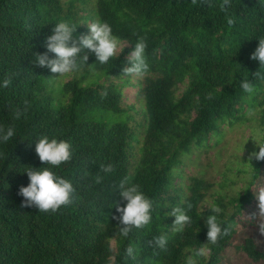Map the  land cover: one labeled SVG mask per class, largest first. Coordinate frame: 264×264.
Returning <instances> with one entry per match:
<instances>
[{
  "label": "trees",
  "instance_id": "16d2710c",
  "mask_svg": "<svg viewBox=\"0 0 264 264\" xmlns=\"http://www.w3.org/2000/svg\"><path fill=\"white\" fill-rule=\"evenodd\" d=\"M221 3L213 0L208 8L200 0H0V126L15 128L8 142H0V264H113L110 257L114 264H186L193 250L207 244L206 219L215 214L213 205L222 209L217 218L222 229L230 227V235L207 244L209 251L196 257L197 264H222L228 250L250 264H264V236L248 219L258 212L264 161L254 159L240 191L217 196L206 209L202 202L212 185L195 176L183 181L186 162L219 144L227 128L245 122L249 109L264 133V80L252 75H264V67L250 59L264 38V0H231L226 12ZM61 21L74 24L77 36L90 34V23L107 22L128 46L106 64L89 52L77 71L81 76L62 87L68 103L54 108L44 87L54 74L33 61L47 51L45 41ZM140 36L147 37L149 70L143 77L125 76L123 68L131 66L127 57ZM93 73L96 82L83 87ZM6 78L12 81L7 88ZM244 79L254 93L242 89ZM126 87L136 89L141 110L123 106ZM208 93L213 99H206ZM25 100L29 111L14 120L12 111ZM93 108L110 111L117 120L94 121L87 113ZM44 136L72 145L71 162L51 169L75 189L73 203L56 213L21 208L24 197L18 195L30 183L28 167H51L35 152ZM259 145L264 146V134ZM108 164L115 171L104 174L101 166ZM97 173L104 177L99 185ZM125 177L153 201L149 225L128 237L111 218L119 215L112 205L126 206L115 187ZM177 206L191 217L182 232L172 230L170 213ZM161 235L167 236L166 250L153 244Z\"/></svg>",
  "mask_w": 264,
  "mask_h": 264
},
{
  "label": "clouds",
  "instance_id": "9594fccd",
  "mask_svg": "<svg viewBox=\"0 0 264 264\" xmlns=\"http://www.w3.org/2000/svg\"><path fill=\"white\" fill-rule=\"evenodd\" d=\"M193 4H197V0H192ZM202 6L208 8L213 7V0H200ZM221 11H227L231 7V0H222L219 5ZM232 18L227 19L229 26L234 25ZM90 34H82L77 36V27L69 22L61 21L57 23L53 29V34L47 37L45 46L47 51L43 54H36L33 63L37 67L48 68L54 74V77H66L77 72L83 64H87L89 59L88 53H94L97 61L106 64L111 58L117 56L118 52H122L120 40L112 33V28L107 22H93L87 25ZM258 47L250 56V59L259 61L260 67H264V38H260ZM147 37L140 36L135 43L134 50L127 57L130 67L123 68V75L132 77H143L149 70V64L146 57ZM87 50V52L85 51ZM49 53L54 54V58H50ZM254 78L264 80V75L260 71L252 74ZM11 78L3 81V87L7 88L11 84ZM242 89L247 93H254L255 87L248 80L244 79L241 83ZM107 96V92L103 93ZM206 99H213L212 93H208ZM31 105L25 100L23 106H18L12 111L14 120H19L27 114ZM255 115L254 109H249V113ZM15 134V128L9 126L7 128L0 126V142H8ZM257 130V135H261ZM259 147V152L253 151L249 155V160L264 161V146ZM35 152L41 163L51 167H44L36 170L28 167L26 171L30 183L27 187L21 186L18 195L24 197L21 208L35 207L39 212L56 213L62 207L67 208L73 203V194L75 189L72 183L58 176L53 172L52 168H58L64 163L71 162L73 158L72 145L66 141H57V139H49L44 136L36 143ZM104 174H111L115 171L112 164L101 166ZM104 177L99 173L94 177V183L99 185L103 182ZM116 188L120 189V197L122 201H126V206L121 207L120 202L112 205L115 207L116 213L111 218L117 221V229L120 235L128 237L134 229H142L149 225L152 216L153 201L146 197L141 190L139 184H129V180L125 177L119 182ZM258 203V212L253 213L248 219L254 221L259 235L264 236V187L256 191ZM193 205L189 203L187 209L191 210ZM222 209L216 205L211 207L214 215H209L206 219L207 226V244L217 245L219 241L230 235V227L222 229L221 223L218 221V215ZM175 217L172 230L174 232H182L186 225L191 224V217L186 214L182 207H174L170 213ZM153 244L159 249L166 250L167 236L161 235L154 238ZM204 245L197 250H193L188 256L186 264H197L196 257L204 256L209 249ZM128 256H133V248L129 246L126 249ZM134 258V257H133ZM114 257L110 260L114 264Z\"/></svg>",
  "mask_w": 264,
  "mask_h": 264
},
{
  "label": "rangeland",
  "instance_id": "374dc122",
  "mask_svg": "<svg viewBox=\"0 0 264 264\" xmlns=\"http://www.w3.org/2000/svg\"><path fill=\"white\" fill-rule=\"evenodd\" d=\"M121 48L128 45L120 42ZM118 52L117 54H119ZM81 72L72 73L66 77H55L50 80H44L45 94L50 97L52 107L66 105L69 101L68 97L62 91L63 85L75 77H80ZM95 73L91 77L84 79L82 86H89L96 82ZM102 78V76H99ZM182 92L179 90L180 94ZM123 106L126 109L141 110L142 102L136 94V89L126 87L123 89ZM130 110L129 114L134 112ZM88 117L94 121L111 123L116 117L110 112L99 108L89 110ZM245 122L233 127L227 128L225 134L219 144L209 149L199 158L193 157L192 162H186L183 167L184 183H189L190 177L203 178L210 183L211 189L204 197L202 208L206 209L212 206L217 196L229 197L240 191L252 174V159L249 155L257 149L256 143L259 145L261 135H257L260 130L257 122V115H247ZM261 132V131H260ZM141 140L134 146V154H138L141 147ZM259 203V201H258ZM258 206V205H257ZM251 233V232H250ZM262 237V236H260ZM222 264H250L249 260L242 254L233 250L225 253Z\"/></svg>",
  "mask_w": 264,
  "mask_h": 264
}]
</instances>
